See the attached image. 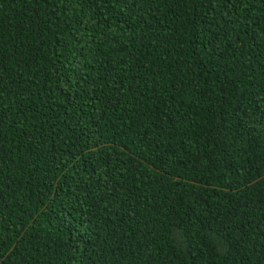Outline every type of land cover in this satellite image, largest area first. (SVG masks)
Returning a JSON list of instances; mask_svg holds the SVG:
<instances>
[{"label":"trees","instance_id":"obj_1","mask_svg":"<svg viewBox=\"0 0 264 264\" xmlns=\"http://www.w3.org/2000/svg\"><path fill=\"white\" fill-rule=\"evenodd\" d=\"M0 264H264V0H0Z\"/></svg>","mask_w":264,"mask_h":264}]
</instances>
